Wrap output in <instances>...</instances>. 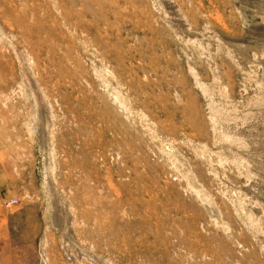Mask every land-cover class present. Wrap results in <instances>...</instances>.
Masks as SVG:
<instances>
[{
    "label": "rangeland",
    "instance_id": "1",
    "mask_svg": "<svg viewBox=\"0 0 264 264\" xmlns=\"http://www.w3.org/2000/svg\"><path fill=\"white\" fill-rule=\"evenodd\" d=\"M0 264H264V0H0Z\"/></svg>",
    "mask_w": 264,
    "mask_h": 264
},
{
    "label": "bare ground",
    "instance_id": "2",
    "mask_svg": "<svg viewBox=\"0 0 264 264\" xmlns=\"http://www.w3.org/2000/svg\"><path fill=\"white\" fill-rule=\"evenodd\" d=\"M38 117V116H37ZM41 124V123H40ZM68 230V229H67ZM69 235V234H68Z\"/></svg>",
    "mask_w": 264,
    "mask_h": 264
}]
</instances>
